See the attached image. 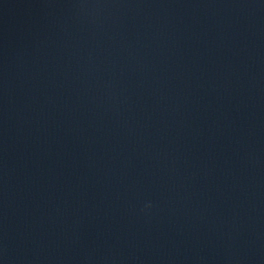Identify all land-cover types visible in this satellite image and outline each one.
Here are the masks:
<instances>
[{
    "label": "water",
    "instance_id": "water-1",
    "mask_svg": "<svg viewBox=\"0 0 264 264\" xmlns=\"http://www.w3.org/2000/svg\"><path fill=\"white\" fill-rule=\"evenodd\" d=\"M0 264H264V0H0Z\"/></svg>",
    "mask_w": 264,
    "mask_h": 264
}]
</instances>
